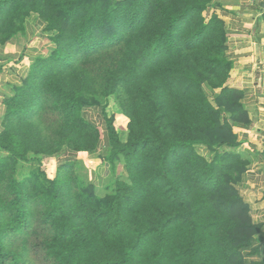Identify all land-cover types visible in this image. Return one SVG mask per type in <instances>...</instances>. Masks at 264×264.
Wrapping results in <instances>:
<instances>
[{"label":"trees","instance_id":"16d2710c","mask_svg":"<svg viewBox=\"0 0 264 264\" xmlns=\"http://www.w3.org/2000/svg\"><path fill=\"white\" fill-rule=\"evenodd\" d=\"M213 2L0 0V48L33 15L52 42L3 103L0 264H264L261 225L237 186L250 167L237 129L254 116L228 87V31L208 16ZM103 146L123 167L105 197L76 173L77 154Z\"/></svg>","mask_w":264,"mask_h":264},{"label":"crops","instance_id":"0c3cea01","mask_svg":"<svg viewBox=\"0 0 264 264\" xmlns=\"http://www.w3.org/2000/svg\"><path fill=\"white\" fill-rule=\"evenodd\" d=\"M212 14L224 20L228 31L227 55L233 63L228 87L244 92V107L254 116L249 130L237 129L242 145L236 152L250 163L237 186L250 206L254 222L261 225L255 238L264 262V0H214L208 16ZM36 36L44 39L42 48L29 45ZM48 36L44 22L33 15L26 32L14 40L20 43L12 41L10 46L0 48V53L6 54L4 59L0 58V132L4 99L14 94V88L27 76L33 62L48 54L52 46ZM46 162L48 172L56 171V158Z\"/></svg>","mask_w":264,"mask_h":264},{"label":"rangeland","instance_id":"374dc122","mask_svg":"<svg viewBox=\"0 0 264 264\" xmlns=\"http://www.w3.org/2000/svg\"><path fill=\"white\" fill-rule=\"evenodd\" d=\"M19 36L20 35H18L17 37ZM46 39L49 40L50 36H48V38ZM14 40L15 38L9 41L6 45L10 46L12 44V41L13 43H20L19 40ZM43 42L44 39L42 37L36 36V38L31 41L29 45L42 48ZM49 42L52 45V42L50 40ZM5 56V53H0V58L4 59ZM11 63H13V61ZM99 101L102 105L105 104V101ZM107 110L109 117H112L114 119V123L120 137L123 141H125L128 133V120L122 114L119 100L115 97H111L108 101ZM85 115L87 118L93 119L95 122H97L100 128L103 129L105 120L100 118L96 110L89 109L85 112ZM198 151L202 156H205L207 159L212 160V156L214 154H212L208 149L200 147ZM106 152L107 150L103 146L93 154L79 153L76 156V159L79 161V163H82V166L80 164L76 166V173L80 178L82 185L86 188L94 190L95 186L93 184H96L98 186L97 195L101 197H105L108 194L114 193V191L116 190V182L121 178L123 179V167L120 164L119 160L111 162ZM67 155H63L62 158L64 160H67ZM55 164L56 163L54 162V166ZM28 165L33 166V168L36 170L38 169V165H31L29 163ZM43 167L47 169L45 165Z\"/></svg>","mask_w":264,"mask_h":264}]
</instances>
